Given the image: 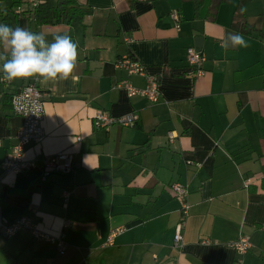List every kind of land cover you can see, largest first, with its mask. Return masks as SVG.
I'll return each mask as SVG.
<instances>
[{
  "label": "crops",
  "instance_id": "1",
  "mask_svg": "<svg viewBox=\"0 0 264 264\" xmlns=\"http://www.w3.org/2000/svg\"><path fill=\"white\" fill-rule=\"evenodd\" d=\"M76 1L91 10L82 24L11 23L49 42L70 35L78 44L75 80L3 84L0 71L3 215L13 221L26 212L41 231L64 236L65 253L23 231L1 240L0 264H264V0ZM230 34H242L248 46L222 47ZM198 38L202 77L187 59ZM10 51L0 43V65ZM123 56L146 76L117 69ZM147 77L158 82V103L120 87L144 89ZM33 83L43 94L45 139L25 151L35 168L6 174L1 163L24 120L4 96ZM99 111L138 119L134 127L97 128ZM62 152L73 155L72 170L42 181L43 158ZM177 183L188 188L190 211L175 247L182 201L170 186ZM242 237L253 244L245 255L231 246Z\"/></svg>",
  "mask_w": 264,
  "mask_h": 264
},
{
  "label": "built area",
  "instance_id": "2",
  "mask_svg": "<svg viewBox=\"0 0 264 264\" xmlns=\"http://www.w3.org/2000/svg\"><path fill=\"white\" fill-rule=\"evenodd\" d=\"M7 0H0V6L3 8ZM41 1L30 0L31 8L37 7ZM22 8L16 9V13L20 14ZM172 19L179 22L177 12L171 14ZM187 59L189 65L193 69L196 77L204 75L203 65L206 61L202 52L196 48L191 47L187 50ZM117 69L125 70L130 75L146 76L144 68L130 56H123L119 58L115 64ZM3 84H10L11 81L3 79ZM120 87L126 89L130 98L140 96L151 103L155 104L160 101V90L158 82L153 77H147V86L144 89H138L128 82H123ZM11 106L13 112L23 118L24 123L22 128L17 133V144L13 147L12 152L3 160L1 168L6 174H20L27 170L36 167V160H26L24 158L25 151L30 146L40 145L45 139V131L43 123L45 120V108L43 103V94L36 83L29 84L23 89L12 95ZM137 116L131 114L123 117H111L104 112H97L94 116V124L97 128L108 129L113 125H120L122 127H134L137 121ZM169 139L173 140L174 135L169 134ZM81 138H78L80 141ZM189 166H195L198 169L202 167L200 163L187 161ZM73 168V155L70 153L62 152L53 156H46L43 158L41 180L46 181L54 174L68 173ZM175 197L182 201L181 215L182 219L176 227L174 236V246L178 247L183 242V231L186 226V220L189 216L190 206L186 200L189 195L188 188L182 184H172L170 186ZM67 195V194H66ZM27 231L37 240H44L57 244L58 251L61 255L65 253L66 244L64 236H52L39 229V225L34 217H21L13 221L6 219L2 212L1 199H0V242L3 239H11L19 233ZM122 230H115L112 232L108 244H113L116 236ZM204 245H211L210 240L202 242ZM240 255L247 254L252 248L253 244L248 237H242L231 245ZM236 264H241L238 262Z\"/></svg>",
  "mask_w": 264,
  "mask_h": 264
},
{
  "label": "clouds",
  "instance_id": "3",
  "mask_svg": "<svg viewBox=\"0 0 264 264\" xmlns=\"http://www.w3.org/2000/svg\"><path fill=\"white\" fill-rule=\"evenodd\" d=\"M247 47L242 34H230L222 44ZM0 43L10 47V56L6 58L0 71L8 81L28 78L45 80H65L73 76L78 57V44L68 34H57L49 42L43 32H34L27 28L12 27L0 22Z\"/></svg>",
  "mask_w": 264,
  "mask_h": 264
},
{
  "label": "trees",
  "instance_id": "4",
  "mask_svg": "<svg viewBox=\"0 0 264 264\" xmlns=\"http://www.w3.org/2000/svg\"><path fill=\"white\" fill-rule=\"evenodd\" d=\"M41 3L30 9H23L20 4L14 3L10 5L7 0L3 11L0 6V20L11 26V23L16 22L19 17H24L35 24L36 27L45 25H58V24H82L87 16L91 14V10L80 6L76 0H39ZM211 4L221 3L224 0H209ZM203 2V1H202ZM15 7L22 8L20 14L16 13ZM244 16L239 12L235 15V23H240L239 20ZM12 96L5 95L4 100L6 106L11 107ZM26 213V212H25ZM23 213L21 217L27 216ZM25 214V215H24ZM30 216V215H29ZM18 219V218H17Z\"/></svg>",
  "mask_w": 264,
  "mask_h": 264
},
{
  "label": "rangeland",
  "instance_id": "5",
  "mask_svg": "<svg viewBox=\"0 0 264 264\" xmlns=\"http://www.w3.org/2000/svg\"><path fill=\"white\" fill-rule=\"evenodd\" d=\"M22 3L20 4L23 9H30L31 4H29L30 0H9L10 5H13L14 3ZM15 9H18V7H15ZM20 18V17H19ZM21 18H24L21 16ZM0 22L3 23V21L0 20ZM16 23V22H15ZM18 23V22H17ZM16 23V24H17Z\"/></svg>",
  "mask_w": 264,
  "mask_h": 264
},
{
  "label": "water",
  "instance_id": "6",
  "mask_svg": "<svg viewBox=\"0 0 264 264\" xmlns=\"http://www.w3.org/2000/svg\"><path fill=\"white\" fill-rule=\"evenodd\" d=\"M202 41H203L202 38L196 39L195 47L198 48L199 50H201L202 48Z\"/></svg>",
  "mask_w": 264,
  "mask_h": 264
}]
</instances>
